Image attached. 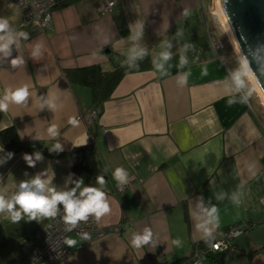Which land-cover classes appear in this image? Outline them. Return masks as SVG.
Listing matches in <instances>:
<instances>
[{
    "label": "crops",
    "instance_id": "0c3cea01",
    "mask_svg": "<svg viewBox=\"0 0 264 264\" xmlns=\"http://www.w3.org/2000/svg\"><path fill=\"white\" fill-rule=\"evenodd\" d=\"M57 1L50 25L21 27L20 8L0 0V18L9 21L0 43L13 40L9 54L0 52V99L23 86L29 92L21 104L7 101L0 132L14 128L35 151L12 152L0 143V195L11 199L38 175L52 177L46 187L69 191L71 154L85 149L92 174L81 180L88 187L93 178L107 177L93 187L105 192L110 212L98 220L111 232L87 244L72 234L76 244L64 243L71 254L59 264H175L195 253L203 264H264V109L235 85L233 74L244 65L233 47L236 58L226 47L215 52L206 0ZM112 1V12L100 14L99 6ZM207 12L215 28V14ZM137 24L143 34L131 40ZM134 46L149 52L152 68L127 75L100 107L90 87L68 79V72L93 66L112 72ZM163 50L171 53L168 61L160 58ZM13 59L23 63L13 66ZM53 125L55 137L48 133ZM56 143L61 151H51ZM118 167L130 182L121 193L113 177ZM49 222L25 213L14 222L0 212L20 250ZM237 227L243 234L212 254L210 247ZM145 230L150 240L136 247L133 238Z\"/></svg>",
    "mask_w": 264,
    "mask_h": 264
},
{
    "label": "clouds",
    "instance_id": "9594fccd",
    "mask_svg": "<svg viewBox=\"0 0 264 264\" xmlns=\"http://www.w3.org/2000/svg\"><path fill=\"white\" fill-rule=\"evenodd\" d=\"M187 15V12H185ZM142 24H137L135 29H133L132 35L130 36L131 40H138L142 32ZM9 29V21L4 18H0V32H5ZM20 36L27 38V34L21 32ZM5 40L4 36H0V41ZM13 43L11 37L7 38V42L0 43V52H4L6 55L8 53L9 45ZM168 48L171 45H167ZM187 48L188 45H185ZM146 50L138 46H134L130 49V57L135 59L137 57L143 58ZM33 55H36L34 52ZM162 61H168L171 59V53L167 50H163L159 53ZM13 66L22 64V59H13L11 61ZM187 63L186 58L181 55L180 65L183 66ZM247 61H245V65ZM157 67H163L162 64H158ZM243 67V66H242ZM249 71L248 68H244V72L237 71L233 74V80L237 88L244 87V81L241 79V76ZM183 82V81H181ZM251 93L249 92V95ZM29 92L27 86L19 87L14 92H6L3 99H0V112L7 111L8 109V100L14 101L16 104L23 103L28 97ZM232 103V101H229ZM69 123L75 125L77 121L75 119H70ZM50 136L55 137L57 133V128L55 125L51 126L48 129ZM62 146L59 143L53 145L51 151H61ZM11 156V154H9ZM43 157L37 152L35 154V160L39 161ZM25 161L29 166H34L35 161L32 156L25 155ZM113 177L119 183L127 182V173L121 167H118L113 172ZM52 177H49L47 180H42L38 175L31 182H22L19 185V191L11 197V199H6L3 195H0V212H8L11 215L12 221H19L22 217V213L28 214L29 219H37L40 216L45 217H54L57 214V205L63 204L64 211L66 215L64 220L67 224L75 226L79 221H86L90 215H94L97 219L105 216L110 212L109 204L106 200V195L103 190L97 187H87L83 186V180H80L76 188L71 191L58 192L52 187H46L51 183ZM97 183L100 185L105 184V180L102 176L97 177ZM77 190H79V196L76 195ZM19 206L20 210H13L15 206ZM215 208L211 210L209 215L215 213ZM70 230V229H69ZM151 238V232L145 230L143 236H135L132 243L136 247H140L143 244L148 243ZM66 245L72 247L76 244V239L68 238L65 240ZM178 243V241H177Z\"/></svg>",
    "mask_w": 264,
    "mask_h": 264
},
{
    "label": "built area",
    "instance_id": "2783aa9c",
    "mask_svg": "<svg viewBox=\"0 0 264 264\" xmlns=\"http://www.w3.org/2000/svg\"><path fill=\"white\" fill-rule=\"evenodd\" d=\"M7 1L16 4L20 8L22 13L21 27H27L34 23L47 27L52 22L54 11L58 5L57 0ZM114 6V1L103 3L99 6L98 11L102 15H108L112 12ZM212 43L217 54H220L226 47V44L217 38H214ZM95 116L96 114L94 113L90 118H95ZM129 186L130 182L128 181L126 183H117L115 189L121 193ZM76 195L79 196V192H76ZM65 215L63 204H58L57 214L54 217H50L49 224L25 240L23 253L28 263L59 264L71 254L64 243L72 234H76L87 244L104 239L111 232V230L103 228L94 215H90L86 221H79L75 226L65 222ZM243 232L239 227L230 229L228 236H225L210 247V252L215 254L228 248L231 245L230 241L241 236ZM191 264H203L200 254L195 253L191 257Z\"/></svg>",
    "mask_w": 264,
    "mask_h": 264
},
{
    "label": "trees",
    "instance_id": "16d2710c",
    "mask_svg": "<svg viewBox=\"0 0 264 264\" xmlns=\"http://www.w3.org/2000/svg\"><path fill=\"white\" fill-rule=\"evenodd\" d=\"M152 66V58L149 52L146 51L143 58H127L115 67L112 72H103L100 66H93L77 71H70L67 73V76L70 82H77L90 87L93 93L94 105L100 107L112 96L116 87L127 75L150 70ZM0 143L4 149L12 152H25L28 154L35 153L33 149L20 141L14 128L0 132ZM86 153L87 151L85 149H77L71 154L73 158V168L69 191L76 188V185L81 180L83 174H92V169L86 158ZM100 176H102L104 180L107 178L105 175ZM99 185L100 184L97 183V177L93 178L88 183V187ZM209 258L212 261H215V256H209ZM0 264H30L27 262L16 243L6 235L1 224ZM175 264H191V259L188 257L184 262H178Z\"/></svg>",
    "mask_w": 264,
    "mask_h": 264
},
{
    "label": "water",
    "instance_id": "95a60500",
    "mask_svg": "<svg viewBox=\"0 0 264 264\" xmlns=\"http://www.w3.org/2000/svg\"><path fill=\"white\" fill-rule=\"evenodd\" d=\"M233 37L264 93V0H220Z\"/></svg>",
    "mask_w": 264,
    "mask_h": 264
},
{
    "label": "rangeland",
    "instance_id": "374dc122",
    "mask_svg": "<svg viewBox=\"0 0 264 264\" xmlns=\"http://www.w3.org/2000/svg\"><path fill=\"white\" fill-rule=\"evenodd\" d=\"M205 10H206V17L208 18H206L207 19V21L209 22V28H210V30H211V34L215 37V38H219L220 40H222L225 44H226V48H227V50L232 54V55H234V57L236 58V55L233 53V49H232V44H231V41H230V39H229V37H228V35H227V33L225 32V30H224V28H223V26H222V24H221V22H220V19L218 18V16L216 15V13L214 12V0H206L205 1ZM207 5V6H206ZM207 8H209V10L212 12V13H214L215 14V16H214V18H215V20H214V22H215V25H216V29L211 25V22H210V20H209V18H210V16L208 15V12H207ZM220 10V9H219ZM211 19V18H210ZM219 35V36H218ZM234 52H235V50H234ZM238 56V55H237ZM240 59V58H239ZM241 60V59H240ZM242 62V61H241ZM244 68V67H243ZM242 68V65H241V70H243V72H244V69ZM247 75V74H246ZM245 74H243V77H245L244 78V80L246 81V85H248V91H247V89H245V86L244 87H242L241 89L244 91V92H246L247 94L250 92L251 93V95H249V96H251V102H252V99L254 100V102H256L257 104H259V105H261V107H263V109H264V103H263V101H262V99H261V97H260V94L258 93V91H256V88L253 86V84L251 83V81H250V79H249V77L248 76H246ZM250 81V82H249Z\"/></svg>",
    "mask_w": 264,
    "mask_h": 264
},
{
    "label": "bare ground",
    "instance_id": "6f19581e",
    "mask_svg": "<svg viewBox=\"0 0 264 264\" xmlns=\"http://www.w3.org/2000/svg\"><path fill=\"white\" fill-rule=\"evenodd\" d=\"M214 12L216 13L218 18L220 19V22H221L225 32L227 33V35H228V37H229V39L231 41V44H232V46H233V48L235 50V53L241 59L243 65H244V68L246 67V68L249 69L248 65L247 64L245 65V60L243 58V55H242V53H241V51H240V49H239L234 37H233L232 31L230 29V26H229V24L227 22V19H226L225 15H224V13L222 11L220 0H214ZM246 74L249 77V79H250L251 83L253 84V86L256 88V91H258V93L260 94V97H261V99H262V101L264 103V93L262 92V90L258 86V84H257L254 76L252 75L250 69H249V71Z\"/></svg>",
    "mask_w": 264,
    "mask_h": 264
},
{
    "label": "flooded vegetation",
    "instance_id": "af4514ba",
    "mask_svg": "<svg viewBox=\"0 0 264 264\" xmlns=\"http://www.w3.org/2000/svg\"><path fill=\"white\" fill-rule=\"evenodd\" d=\"M24 247H25V241H24V243H23V245H22V247H21V251H22V253H23ZM23 255H24V253H23Z\"/></svg>",
    "mask_w": 264,
    "mask_h": 264
}]
</instances>
